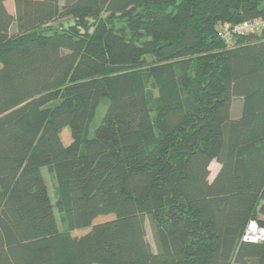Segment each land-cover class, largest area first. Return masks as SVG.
Segmentation results:
<instances>
[{"label":"trees","instance_id":"obj_1","mask_svg":"<svg viewBox=\"0 0 264 264\" xmlns=\"http://www.w3.org/2000/svg\"><path fill=\"white\" fill-rule=\"evenodd\" d=\"M13 4L0 0V264H264V237L242 239L264 227V29L220 33L264 18V0Z\"/></svg>","mask_w":264,"mask_h":264},{"label":"rangeland","instance_id":"obj_2","mask_svg":"<svg viewBox=\"0 0 264 264\" xmlns=\"http://www.w3.org/2000/svg\"><path fill=\"white\" fill-rule=\"evenodd\" d=\"M58 2L60 4V3L63 2V0H58ZM11 4H12V0H5V5H6L8 11H10V12L13 10V7H10ZM107 105H108V99L106 97H102L100 99V101H99V104H98L97 108H96L95 115H94V117H93V119L90 122L89 127H88V135H89V137H92L94 135V130L97 127V125L100 123V121H101V119H102V117H103V115H104V113L106 111ZM241 106H242V99L240 97H234L232 99V103H231V107H230V114H231L232 117H235L236 115H240ZM62 138H63V140L65 142L69 141V129H68V127L63 128ZM217 167H218V164L215 161H212L211 164H210L209 179L212 178L213 174L217 170L216 169ZM41 172H42L44 178L46 179L51 199L54 202L53 189H52L54 181L49 176L46 166L41 168ZM54 214H55L57 225L61 229L62 224H61V221H60L59 213H58L56 208H54ZM106 218L107 217H104V216H98L93 221L96 222V221H99V220H104ZM146 226H147V237L150 240V242L152 243L151 232H150V228H149L148 222H146ZM87 229L88 228L76 229V230H74L73 234H79V233L82 234ZM93 264H99V263H93Z\"/></svg>","mask_w":264,"mask_h":264},{"label":"built area","instance_id":"obj_3","mask_svg":"<svg viewBox=\"0 0 264 264\" xmlns=\"http://www.w3.org/2000/svg\"><path fill=\"white\" fill-rule=\"evenodd\" d=\"M264 29V18L257 17L241 22L224 23L220 27L222 38L228 42L234 35H242L249 32H257ZM264 237V227L259 225L255 220H249L242 239L246 241L257 242L261 241Z\"/></svg>","mask_w":264,"mask_h":264},{"label":"crops","instance_id":"obj_4","mask_svg":"<svg viewBox=\"0 0 264 264\" xmlns=\"http://www.w3.org/2000/svg\"><path fill=\"white\" fill-rule=\"evenodd\" d=\"M10 7H13V10L11 11V12H13L14 11V4H13V0H12V4L10 5ZM238 115H236L235 117H237ZM217 163V162H216ZM211 164V163H210ZM218 164V163H217ZM216 169H218V167L216 168ZM216 172V171H215ZM215 174V173H214ZM213 174V175H214ZM213 177V176H212Z\"/></svg>","mask_w":264,"mask_h":264}]
</instances>
